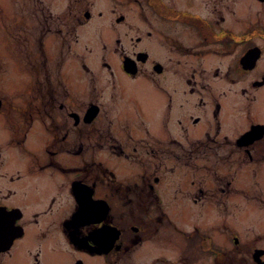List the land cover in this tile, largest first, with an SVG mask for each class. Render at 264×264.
I'll list each match as a JSON object with an SVG mask.
<instances>
[{"label": "flooded vegetation", "instance_id": "obj_1", "mask_svg": "<svg viewBox=\"0 0 264 264\" xmlns=\"http://www.w3.org/2000/svg\"><path fill=\"white\" fill-rule=\"evenodd\" d=\"M70 1L73 3L67 4L69 11L74 3L83 1L78 11L83 10L85 20H80L76 13L73 18L63 19L62 32L57 31L50 53L43 42L38 43L46 58L41 64L45 83L34 73L33 62L30 67L23 66L34 78L29 85L27 102L15 104L16 116L9 114L12 102L0 93V181L21 176L18 169L9 166L7 150L24 156L23 166L32 173L50 168L66 177L59 183L54 180V189L40 196V203L31 205L32 211L19 203L0 199V264H23L24 261L27 264H264V240L258 242L264 233L245 237L238 228L232 227L225 235L229 245H215L211 235L201 234L197 222L185 228L174 211L178 202L157 193L156 185L163 179L160 175L150 180L143 173L141 182L120 180L95 155L97 149H103L100 143L105 142L114 149L118 147L120 154L123 146L119 141L127 142L122 140L123 136L136 139L128 117L112 115L113 104H108L107 100L126 108L130 104L128 109L133 119L135 111L143 108L142 100L147 109L148 104H154L155 112L161 102V110L156 112L161 133L152 131L141 115L138 116L141 126H136L143 140L157 143L156 148L147 150L150 157H160L162 153L160 163L162 159L171 158L176 164L190 166L195 178L191 179L194 188L188 197L193 205L207 199L208 203L228 208L234 193L264 204V120H251L242 131L238 130L247 125V120H236L231 128L225 127L223 120L231 91L245 94L240 101L243 105L235 106L239 115L242 111L250 112L247 107L250 86L258 88L260 98L263 96L264 22L247 21L244 16L233 21L230 11L235 0H146L137 5L146 20L147 29L142 32L141 26L137 25L135 30L125 14L116 11L120 0H114L112 11L116 16L104 30L109 28L117 35H111L109 41L105 40L108 31L99 37L102 44V49H98L102 50L99 65L107 69V77L100 75L97 68L88 66L92 57H87L85 51L90 53L93 47L79 43L78 34H83L81 23L91 17L87 0ZM258 1L264 3V0ZM148 12L159 17L158 29L153 28ZM126 22L129 24L126 36L118 35L119 26ZM49 28L47 32L53 34ZM154 32L158 36L153 38ZM149 40H158L160 56L151 49ZM62 48L70 54L67 68L73 71L74 80L66 75L67 62L64 63L63 54L55 66L51 65ZM110 49L118 55L117 63L105 60V52ZM216 50L220 55L233 56L232 60L230 57L225 60V68L220 62L208 65L202 58L199 60L201 54ZM247 55L257 56L252 67L244 60ZM28 57L24 54L23 60L27 61ZM233 70L239 83H233L236 81H233ZM168 75H179L182 84H169ZM103 77L112 86L110 92L104 85H96V80L100 82ZM130 79H142L134 83L137 91L128 85ZM180 95L186 97L182 99ZM190 99L192 102L186 105ZM91 107L96 112L86 121L85 114ZM35 123L47 133L43 154L30 149L27 143L28 132ZM200 124H205L202 130L197 129L196 125ZM249 131H252L251 141L240 143ZM92 140L99 148L93 147L87 159L84 153ZM184 141L190 145L185 147ZM175 145L179 146L177 150ZM168 151L170 154H166ZM207 151L212 158L208 170L213 190L212 195L203 197L199 193L205 195V188L196 182L199 166L194 163L199 154ZM194 152V160L185 155ZM64 153L78 157L79 163L70 165L61 161L60 154ZM183 159L189 160L188 163H182ZM233 163L239 166L232 169ZM162 164L159 167L162 168ZM187 166L185 173L189 175ZM163 168L168 169L167 164ZM205 177L201 175L203 183ZM75 182L82 190V198L76 195ZM18 191L22 195L23 192ZM27 233L32 243L18 247ZM55 234L62 238L61 247H54ZM206 238L208 246L201 247V240ZM17 252L26 259L15 262Z\"/></svg>", "mask_w": 264, "mask_h": 264}, {"label": "rangeland", "instance_id": "obj_2", "mask_svg": "<svg viewBox=\"0 0 264 264\" xmlns=\"http://www.w3.org/2000/svg\"><path fill=\"white\" fill-rule=\"evenodd\" d=\"M113 2L114 0H87L86 3L90 9L91 17L87 21L81 23L83 34H78L79 43L81 45L82 43H86L88 46L93 47L90 53L85 51L87 57H92V63L89 62L88 66L94 70L97 68V70L100 72V75L107 77L109 75L107 69L99 65L100 60H102V55H100L102 50L98 49H102V44H100L99 39L100 36H105L106 32L108 31L109 34L106 35L105 40L109 41V37H113L111 35H117L116 33H111L113 31L109 28L104 30V27L106 25H110V21L115 19L116 16V13L112 11ZM139 2L144 4L147 1L120 0L119 4L116 5V11L118 9L120 10L119 13L123 12L128 22L133 23L135 30L138 29L136 26L139 25L141 26L139 29L144 32L147 29V27L144 25L146 20L144 19V12L139 11L140 7L138 8L137 6ZM68 3L73 2L70 0H0V93L6 95L8 100L13 104L12 110L9 113L10 115L16 116L17 106L15 107V104H24L29 98V85L34 76H31V73L24 67H30V62H33L32 65L34 66V73L38 74V77L41 78L42 83H45L46 75L44 74V69L42 68L41 64L44 60L46 62V58L45 54L42 55L40 46L38 48V43L41 44V42H43L48 53H50V51H52V46L56 41L55 36L57 38V31L60 33L62 32L61 22L63 19H69L70 17L73 18V16L75 17L74 13H76L80 20H85L82 15L83 10L81 9L78 11L83 1L74 3L72 5L71 11H69L67 8ZM99 10L102 11V14L100 15L98 14ZM147 14L152 21L151 24L153 28L158 29L157 26L159 25V17L152 13L150 14L149 12ZM239 16H244V19L247 21L254 22L257 19H260L264 22V3H261L258 0H235V2L232 3L230 17L234 21L238 19ZM127 25L129 24L126 22L125 24L119 26L118 35L126 36V30L128 29ZM48 27H50L49 29L53 31V34L47 32ZM131 34L134 35L135 33L131 32ZM157 36L158 33L154 32L153 38ZM148 44L151 46V49L156 52V55L160 56L161 52L158 40H149ZM25 45H27V47H25ZM24 54L29 55L27 61L23 60ZM62 54L64 55V63L67 62V66L65 68L66 75L68 76L69 80L71 77L74 80L73 71L71 72V70L67 68L70 61V54L68 53L67 49L63 50L62 48V51L60 49L57 53V56H55L52 60L51 65L55 66L56 61L61 59ZM105 54L106 55L104 58L106 61L112 63L118 62V55L113 52L112 49L107 50ZM47 56L49 57V55ZM229 57L232 60V55H220L216 50L213 53H207L205 55L201 54L199 60L202 58V61L204 62L205 60L206 64L208 65L212 64V62L213 65L220 62L219 64L225 68V63H227L225 60L228 61ZM262 60L263 58L260 61L262 62ZM48 67L50 68V66ZM236 74L237 73L233 70V81L236 80L233 83H239L237 80L238 76H236ZM56 77L60 78V76H54V78ZM250 77L251 75L249 78ZM76 78L78 79L77 75ZM168 78L170 81L169 84H182L179 75H168ZM141 80L142 79H138L135 81L130 79L127 83L133 88V90L137 91L138 88L134 87V83L140 82ZM99 83L100 85L105 86L106 91L110 92L112 86L109 81L103 77L100 79V82L96 80V85ZM248 84H250V81ZM144 86L149 87L148 85ZM257 90L258 88H254L252 86L249 87L247 93V107L250 108V112L247 114L242 111L240 115L236 113L235 106L243 105L240 101L244 99L243 96H245V94L240 93L239 95L238 91L230 92V96L227 98L226 102L227 106L223 115V120L226 124L225 127L231 128L235 124L236 120H247V125L241 130H238L242 131L244 128L248 127V124L251 120H264V93L260 98L259 94L261 93H259L260 91L258 92ZM180 97L184 99L186 96L180 95ZM2 100L5 102V98ZM107 101L108 104H113L110 107L112 115L116 116L117 118L120 116L128 117V121L131 123L132 131L134 132L136 138L128 139L126 136H123L122 140L124 142L127 141L126 143H121L117 138L121 146H123V152L120 154H118V147H116V149L108 147L106 145L107 143L105 142L100 143L103 144V149L100 148L95 151L97 159L102 161L108 169L110 167L114 171L117 179H122L125 181L137 180L141 182L143 180L141 177L143 173V175H145L146 178L150 180L153 179V176L160 175L163 179L156 185L157 193L163 198H167V200L178 202V207L175 205L174 211L177 212L178 217H180L185 228H188V226L193 222H197L202 230L201 234L211 235L215 245H229V240L225 239V235L226 232L229 234V232L232 230V227L238 228L241 231V234L245 237L246 235L252 237L257 232L264 233L263 203H260L255 199H243L241 196L242 194L240 195L234 193L232 195L233 198H231L230 201L231 204H227L228 208L223 209L224 205H218L217 203L214 205L212 203H208V200L201 199L202 197H200L201 200L199 199L200 201L197 202V205H193V200L188 197V193H192L194 188V184L191 182V179L195 178L190 166L186 165L190 169V174L187 175L185 173V169H187L186 166L176 164L177 162L171 158H165L162 159L163 161H161V163L167 164L168 169L163 168L164 164H162V168L159 167L161 164L159 159H161L160 157L163 156L162 153L159 155L160 157L156 158L154 156L150 157L151 155L149 156L150 153L147 150H149V147L156 148L155 145H157V143L151 139H142L141 130L137 127L141 126V120L138 118V116L141 115L143 117L145 123H148V126L152 131L161 133V125L160 122H158L159 118L156 117V112H160L161 110V102L159 104L158 111L156 110L155 112L152 110V105L154 104H148L149 110L146 108L147 104L142 100L143 108H141V110L137 109V111H135L133 119L130 110L128 109L130 104L126 105V108L120 106L118 103H112L110 100ZM191 102L192 100L190 99L186 105L190 104ZM208 115L211 117V110L209 111ZM96 120L97 119H95V121ZM91 124L92 123L88 124V131H90ZM168 124L171 126V121ZM175 125L176 121L173 126ZM196 126L198 130H202L205 124ZM1 133L2 130H0V134ZM27 137L29 148L38 151L40 154H43L44 140L47 137V133H45L43 128L38 123H35L34 127L28 132ZM87 142L89 141L87 140ZM184 143L185 147L190 145L187 143V141H184ZM88 146V150L84 153V156L87 159L89 157L88 154H90V150H92L93 147L99 148V145L94 140L88 143ZM174 148L177 150L179 146L175 145ZM5 154L9 166L13 169H18V173H20L21 176L17 179L5 178L3 181H0V199H5L8 202L19 203L28 211L33 210L30 207L32 204H34V202L40 203V196L43 194L47 195L49 193L48 191H52L54 189V180H56L57 183H59L61 180H66V177H63L61 174L52 171L50 168L41 172L38 171L32 173L29 171L28 167L23 166L25 163L24 156L20 157L15 151L12 152L10 150H7ZM166 154H170V152L168 151ZM194 154L196 153L194 152L193 154L185 155H190L189 160L191 158L194 160ZM60 159L61 161L68 162L70 165H76L79 163L78 157L65 153L60 154ZM211 159L212 158L207 151L203 154H199V157L196 158V162L194 163L199 166V169L196 173V179H198L196 182L205 188V193H203L205 195H201L199 193V195L203 197L212 195L213 189L211 187H213V182L210 180L208 170V165L212 163ZM188 161L183 159L181 162L186 164ZM224 163L225 162H219L218 164ZM238 166L239 165L237 163H233L232 169ZM222 169L225 170L224 167ZM51 173L55 174L51 177ZM238 174L240 175V169ZM106 175L108 176L109 174L107 173ZM201 175H206V177L203 178L205 183L201 181ZM9 180L12 182H9ZM104 185L107 186L112 184L105 183ZM18 189L23 192L21 193L22 195H20ZM171 208L173 209V207ZM27 231L29 233V229ZM28 233L26 237L19 243L18 247L29 246L32 243L29 237H27ZM199 238L202 239V237ZM262 239L264 240V236L258 242L260 243V241H263ZM61 241L62 238L59 234H55L53 236L54 247H61ZM208 243L209 240L207 238L201 240V247H207ZM185 247H190V245ZM16 257L17 259L15 262L17 263L22 262L23 259H26L18 252ZM23 264L27 263L24 261Z\"/></svg>", "mask_w": 264, "mask_h": 264}, {"label": "water", "instance_id": "obj_3", "mask_svg": "<svg viewBox=\"0 0 264 264\" xmlns=\"http://www.w3.org/2000/svg\"><path fill=\"white\" fill-rule=\"evenodd\" d=\"M256 58H257V56L255 55L254 57L253 56H251V55H247V56H245L244 57V60L248 63L247 64V66L248 67H252L254 64H255V60H256ZM89 110H87V112H86V121H89L93 116H94V114H95V112H96V109H93L92 107L91 108H88ZM252 133V131H249L247 134H245V136L242 138V141L240 140V143H248V142H250L251 141V139L253 138V137H250V134ZM78 184L75 182L74 183V188H76L75 189V191L77 192L76 193V195H79L80 197L79 198H82V196H81V189L80 188H78ZM80 200V199H79ZM82 202V201H81Z\"/></svg>", "mask_w": 264, "mask_h": 264}]
</instances>
